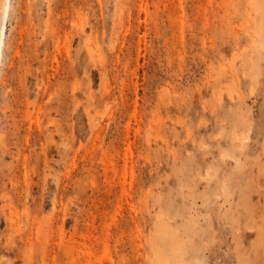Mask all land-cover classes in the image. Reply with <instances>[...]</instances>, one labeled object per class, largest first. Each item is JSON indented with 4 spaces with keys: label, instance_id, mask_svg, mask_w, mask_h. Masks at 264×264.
Segmentation results:
<instances>
[{
    "label": "rangeland",
    "instance_id": "1",
    "mask_svg": "<svg viewBox=\"0 0 264 264\" xmlns=\"http://www.w3.org/2000/svg\"><path fill=\"white\" fill-rule=\"evenodd\" d=\"M0 264H264V0H0Z\"/></svg>",
    "mask_w": 264,
    "mask_h": 264
}]
</instances>
